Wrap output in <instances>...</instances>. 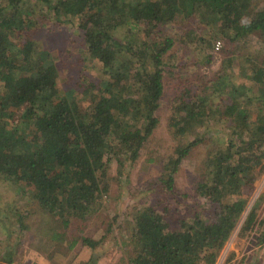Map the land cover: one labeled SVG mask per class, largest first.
I'll return each instance as SVG.
<instances>
[{"label": "trees", "instance_id": "16d2710c", "mask_svg": "<svg viewBox=\"0 0 264 264\" xmlns=\"http://www.w3.org/2000/svg\"><path fill=\"white\" fill-rule=\"evenodd\" d=\"M254 2L8 0L0 4V176L32 186L31 197L50 216L46 228L51 242L46 246L64 242L71 248L80 238L91 248L100 243L91 235L69 238L67 233L72 225L82 230L92 207L100 203L112 155L125 152L136 160L158 126L165 74L173 71L167 54L176 43V37L163 34L160 26L187 15L194 16L191 29L196 22L204 26L202 31L213 26L211 39L221 35L239 41L253 30L260 32L261 49L239 53L235 48L234 54L251 79V91L229 101L217 99L213 91H221L225 83L211 79L197 87L188 81L176 95L169 123L179 141L159 176L163 190L173 189L179 164L203 138L189 137L194 127L210 136L212 125L223 121L231 132L224 145L206 157L209 177L197 184V197L205 196L208 208L204 205L173 223L159 208L164 202L160 196L142 203L133 212L130 237L136 239L135 254L125 264L214 263L247 207L248 196L243 193L252 191L264 161V5L255 9ZM42 4L58 19L77 16L84 50L103 62V77L90 84L82 99L61 94L58 64L37 47L40 19L29 16H34L35 5ZM127 24L137 28L120 34ZM203 35L200 38L210 46L212 40ZM22 36L24 57L18 58L13 38ZM258 207L255 203L238 235L259 226L255 233L262 244L264 216L258 217ZM7 254L12 260V251Z\"/></svg>", "mask_w": 264, "mask_h": 264}, {"label": "rangeland", "instance_id": "374dc122", "mask_svg": "<svg viewBox=\"0 0 264 264\" xmlns=\"http://www.w3.org/2000/svg\"><path fill=\"white\" fill-rule=\"evenodd\" d=\"M254 1L255 9L264 5V0ZM7 3L8 0H0V4ZM25 5L27 3L24 2L21 6L23 13L27 15ZM48 10L44 4L35 5L34 16H29L30 19H40L39 29L35 34L37 47L49 52L45 54L47 58H53L58 64L57 85L61 94L82 99L91 87L90 84H97L98 77H103V62L84 50L79 26L81 21L77 16H62V19H58L54 12L47 13ZM191 17L194 16L184 15L182 19L176 18L160 26L163 34L176 37V43L167 54L173 71L165 74V93L157 111L160 117L158 126L147 138L136 160L131 161L125 152L112 155L107 180L101 183L104 190L100 195V203L92 207V214L85 225L81 226L82 230L72 225L67 233L69 238L79 234L91 235L100 240L98 246L91 248L83 244L81 238L71 248L66 247L64 242L57 246H46L51 242L48 241L46 228L50 216L31 197L32 186L25 181L16 183L0 176V264H125L135 254L136 239L130 237L133 212L142 203L156 200L160 196L159 199L164 202L159 208L173 223L178 218L189 217L195 211L203 210L204 205L208 208L205 196L197 197V184L209 177L205 172V159L216 148L224 145L231 128L223 121L215 122L212 134L207 136L201 129L196 130L194 127L189 137L199 135L203 138L179 164L173 189L163 190L159 176L164 172L168 156L179 141L174 137L169 123L174 99L188 81L191 83L188 85L192 87L211 79L223 81L225 84L221 85V91L213 92L217 99L224 98L226 101L246 90L250 92L251 79L242 71L244 66L239 57L234 55L237 53L235 48L239 49V53L251 50L256 52L261 49L262 37L259 31L253 30L239 41L226 40L221 35L211 39L209 36H213V26H206L202 31L204 26L200 28L196 22L191 29ZM130 28L135 30L137 26L132 24L130 27L127 24L119 33L129 32ZM200 34L212 40L210 46L205 45ZM116 35L120 37L118 33ZM22 38L25 37L13 38L18 58L24 57L23 40H20ZM218 40H221L219 48ZM208 52L212 54L211 58L208 57ZM209 59L211 60L208 61ZM222 74L225 77L220 78ZM227 82L229 83L226 84ZM201 94L214 96L208 91H202ZM117 156H120L121 161ZM253 184L250 193H243L248 196L247 207L213 264H264V243L257 241L255 233L260 227L244 236L238 235L255 203L259 206L258 217L264 216V161L257 169ZM165 205L168 207L164 208ZM207 211L211 212V209ZM10 251L12 260L7 259V252ZM232 252L234 254L231 256ZM90 255V260L86 262Z\"/></svg>", "mask_w": 264, "mask_h": 264}, {"label": "built area", "instance_id": "2783aa9c", "mask_svg": "<svg viewBox=\"0 0 264 264\" xmlns=\"http://www.w3.org/2000/svg\"><path fill=\"white\" fill-rule=\"evenodd\" d=\"M220 44H221V40H218L217 41V48H219Z\"/></svg>", "mask_w": 264, "mask_h": 264}]
</instances>
